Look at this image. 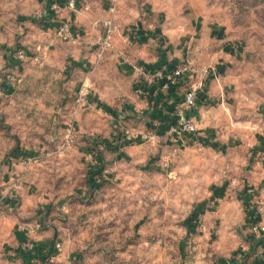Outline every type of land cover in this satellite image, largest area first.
Instances as JSON below:
<instances>
[{"label": "rangeland", "instance_id": "obj_1", "mask_svg": "<svg viewBox=\"0 0 264 264\" xmlns=\"http://www.w3.org/2000/svg\"><path fill=\"white\" fill-rule=\"evenodd\" d=\"M52 1L0 0V264H264V0H120L104 52L109 0ZM122 56L212 69L197 134L170 130Z\"/></svg>", "mask_w": 264, "mask_h": 264}, {"label": "built area", "instance_id": "obj_2", "mask_svg": "<svg viewBox=\"0 0 264 264\" xmlns=\"http://www.w3.org/2000/svg\"><path fill=\"white\" fill-rule=\"evenodd\" d=\"M119 1L120 0H109V10L112 12V15L103 21L106 35L101 41L102 52L113 48V36L117 30L114 13ZM62 8L70 9L75 13L78 12L77 0H66L64 2L55 0L51 2L50 9L52 11H59ZM85 8H90V4L88 2L85 4ZM57 34L62 40H72L74 38L73 23L69 19L62 20L58 25ZM126 40H128V38ZM16 56L20 60H23L26 54L23 50H19ZM122 58L124 61L127 60L124 56H122ZM171 65H163L152 69L137 67L140 79L136 80L135 91L138 95H148L150 90L155 87L154 89H159L164 94H169L180 85L181 74L183 72L190 73V75L195 76L194 81L190 83L182 97V100L178 104L175 120L170 130L178 135L197 134V120L190 114V111L197 106V101L200 95L205 91L207 79L213 71L207 65L197 68L195 61L191 59H188L184 63H177L175 66ZM85 92L86 88L81 91V99H84V95L86 94ZM125 136L128 140L132 141H147L153 138L150 133L136 131H126ZM18 157V162L20 163H12L14 166L19 164L22 167H26L31 165L34 161L32 154L20 155ZM21 184L22 177L16 175V178H13L12 187L14 189L20 188ZM259 190L261 193H264V187H260ZM260 198L261 199L258 200L255 207V213H257V216L251 223V232L253 233L254 240L259 244L264 245V195ZM57 246L60 247V244H57Z\"/></svg>", "mask_w": 264, "mask_h": 264}, {"label": "crops", "instance_id": "obj_3", "mask_svg": "<svg viewBox=\"0 0 264 264\" xmlns=\"http://www.w3.org/2000/svg\"><path fill=\"white\" fill-rule=\"evenodd\" d=\"M130 41V40H129ZM129 59H127L126 61H124V63H126V62H128V64H131L132 65V68H133V71L135 72L136 71V79H140V74H139V70H138V68L137 67H144V66H136V65H134V64H132L130 61H128ZM124 66H126V65H124ZM126 67H128V66H126ZM146 67V66H145ZM147 69H152V68H155V67H146ZM138 72V73H137ZM135 85H136V81H135ZM189 85L190 84H185L184 83V81H182L181 80V82H180V85L176 88V89H174V90H172V92H170L169 94H159L158 96H157V98H156V100L158 101V103H161V104H163V105H166V108L168 109V110H173V111H175L174 112V114H176V110H177V107H178V104L180 103V101L182 100V97H183V95H184V93H185V91H186V89L189 87ZM155 88V87H154ZM153 88V89H154ZM182 89V90H181ZM154 90H156V91H160V92H162L161 90H159V89H154ZM179 91H182L181 93H179ZM155 93H157L158 94V92H155ZM179 95H180V97H179ZM138 96V95H137ZM201 97V96H200ZM199 97V99H198V101H197V105L201 102V99H204V97H202V98H200ZM151 99H152V101L154 100L155 101V99H153V97L151 96ZM190 114L192 115V116H194V118L197 120V125H198V120H200L201 119V115L199 114V117H198V115L196 114V111L195 110H192V111H190ZM173 115V114H172ZM169 116H170V114H169ZM199 128V127H198ZM203 133H205V132H201V133H199V134H203ZM199 136V137H203V136ZM260 163H258V165H259ZM262 168L261 166H256V168ZM254 169H255V166H254ZM260 175H262L263 177H261V178H258L259 180H261V181H263L264 182V167L262 168V172L260 173ZM251 192V191H250ZM221 195H222V193H221V191L218 189V190H216V192H215V196H216V199L218 200L219 198H221ZM245 195H247V196H249V197H251V195H250V193L249 194H245Z\"/></svg>", "mask_w": 264, "mask_h": 264}, {"label": "trees", "instance_id": "obj_4", "mask_svg": "<svg viewBox=\"0 0 264 264\" xmlns=\"http://www.w3.org/2000/svg\"><path fill=\"white\" fill-rule=\"evenodd\" d=\"M61 1V0H60ZM66 1V0H65ZM53 2V1H52ZM61 2H64V1H61ZM172 64V65H171ZM168 65H171V66H175V65H177V62H172V63H170V64H168ZM161 66H163V65H159V66H156V67H161ZM155 67V68H156ZM155 92H158V94L157 93H155ZM159 94H164L163 92H160V91H156V90H154V89H152V90H150V92H149V94L148 95H150V96H152L153 97V99H155V102H158L157 100H156V98H157V96L159 95ZM201 96V95H200ZM158 104L156 103V106H157ZM194 110V109H193ZM192 111V110H191ZM175 115V114H174ZM25 154H32V153H28V152H21V153H15V156H20V155H25ZM196 217H197V212H196V215H195ZM256 243H258V242H256Z\"/></svg>", "mask_w": 264, "mask_h": 264}]
</instances>
